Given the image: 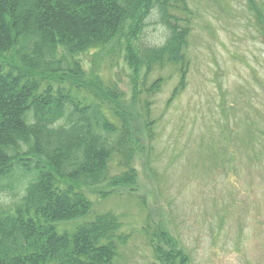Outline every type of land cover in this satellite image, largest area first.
<instances>
[{
  "label": "trees",
  "instance_id": "16d2710c",
  "mask_svg": "<svg viewBox=\"0 0 264 264\" xmlns=\"http://www.w3.org/2000/svg\"><path fill=\"white\" fill-rule=\"evenodd\" d=\"M178 4L184 0H0V264H114L127 242L123 225L112 212L87 220L94 204L84 189L132 192L142 132L120 107L124 94L100 76L90 82L100 100L74 96L65 83L86 90L80 57L94 53L95 66L124 48L137 76L178 66L176 96L186 85L190 37L181 24L187 20L172 13ZM154 12L167 31L165 43L137 45ZM161 86L159 78L147 92ZM142 124L150 130L153 122ZM115 160L122 171L113 175ZM3 193L16 201L3 207ZM149 240L158 264H190L168 235Z\"/></svg>",
  "mask_w": 264,
  "mask_h": 264
},
{
  "label": "rangeland",
  "instance_id": "374dc122",
  "mask_svg": "<svg viewBox=\"0 0 264 264\" xmlns=\"http://www.w3.org/2000/svg\"><path fill=\"white\" fill-rule=\"evenodd\" d=\"M172 13L190 28L186 85L176 96L178 66L137 76L124 48L95 66L94 53L80 57L86 90L65 83L74 96L95 101L101 95L90 82L100 76L124 94L120 107L142 132L135 189L107 196L100 192L109 189H84L94 204L87 220L108 212L120 219L127 242L114 264H158L149 237L161 233L190 264H264V0H184ZM166 38L154 12L137 45L161 46ZM159 78L160 91L148 93ZM117 164L113 175L122 171ZM14 201L1 194L3 207Z\"/></svg>",
  "mask_w": 264,
  "mask_h": 264
}]
</instances>
